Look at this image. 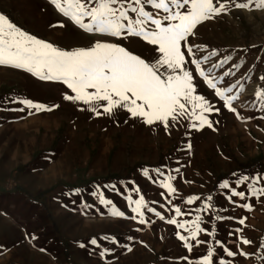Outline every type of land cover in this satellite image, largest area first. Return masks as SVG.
Segmentation results:
<instances>
[{"label": "rangeland", "instance_id": "374dc122", "mask_svg": "<svg viewBox=\"0 0 264 264\" xmlns=\"http://www.w3.org/2000/svg\"><path fill=\"white\" fill-rule=\"evenodd\" d=\"M124 3L126 8L128 4L137 6L133 0H124ZM144 8L154 18L168 23L164 20L167 13L162 9L147 3ZM0 14L23 31L63 50L87 48L102 41L122 46L146 62L159 55L154 51L156 46L142 37L127 33L120 37L88 33L56 10L49 0H0ZM129 18L135 19L136 14L129 11ZM154 27L151 23L146 25L148 30ZM188 47L192 49L191 54ZM181 51L185 55L184 68L193 72L196 89L193 95L204 96L213 107V111L204 113L211 127L207 123L200 126L188 114L175 121L169 118L165 128L159 121L148 124L141 117H132L122 108L114 109L111 114L104 113V101L88 105L65 100V95L75 94L62 82L41 80L22 69L0 65L5 71L0 72V97L8 98L7 104L0 101V220L10 223V228H0V264H58L51 255L53 242L49 245L40 242L39 247L35 245L34 235L24 238V227L30 217L23 215L22 209L27 208L22 200L28 193L48 210L39 226L47 238L55 220L61 227L71 222L80 227L84 221L96 220L99 215H112L111 209L115 206L124 213V220L131 221L133 228L137 224L142 230L149 229L151 240L163 245L169 260L160 261L161 264H199L204 256L199 246L205 243L197 246L194 240H189L194 245L189 251L177 235L187 237L189 232L167 222L175 219L177 224L185 221L191 224L199 216L205 231L197 239L207 243L209 231L215 228L218 233L212 241H220L237 253L227 257L220 248L213 264H219L221 258L231 264H264V246L260 245L264 240V195L252 196L247 188L256 177H260L256 187L264 188V100L255 95L264 90L261 79L264 76V9H256L254 3L249 9H237L229 4L226 12L197 25L187 42H181ZM213 52L216 55H211ZM226 56L230 57L226 63L213 67ZM193 60L201 61V69L217 88H232L225 95L237 97L230 105L235 111L195 72ZM229 70L233 74L224 76ZM160 72L169 74L165 68ZM19 74L30 82L20 80ZM25 98L51 110L34 109V114L48 112V115L38 117L35 124L28 122L26 128H19L12 122L23 115L10 112L20 106L15 103ZM93 106L100 115L89 110ZM186 107L190 114L192 105ZM193 123L197 127H192ZM31 170L37 173L29 174L27 180L38 183L40 191L33 186L36 191L30 192V187L20 183ZM241 176H248L249 180L237 185ZM169 177H173L168 182L176 190L172 193L162 187V182ZM224 181H228L229 188L220 187ZM233 189L245 192V198L234 196L230 202L228 197ZM100 194L112 204L100 203ZM141 197L144 223L139 222L141 215L132 211L136 206L132 202ZM190 197L198 199L188 203ZM64 198L67 199L61 206L54 204L57 208L52 215V202ZM206 204L210 205L207 209ZM244 204H249L251 210L242 207ZM73 207L81 209L79 217L67 213L64 217L70 218L69 222L68 218L57 217L66 213L62 208L70 212ZM176 208L181 210L179 215ZM241 218H245L244 225L238 223ZM238 228L242 231H234ZM240 237L252 243H239ZM57 250L55 253L64 260L62 251ZM241 250L248 255H240ZM196 252L201 258L195 259Z\"/></svg>", "mask_w": 264, "mask_h": 264}, {"label": "snow or ice", "instance_id": "6c2138e0", "mask_svg": "<svg viewBox=\"0 0 264 264\" xmlns=\"http://www.w3.org/2000/svg\"><path fill=\"white\" fill-rule=\"evenodd\" d=\"M49 2L62 15L88 33L111 37H120L122 33H127L142 37L150 45L156 46L154 51L159 55L146 62L144 58L122 46L102 41H96L87 48L63 50L23 31L0 14V65L22 69L41 80L62 82L75 94L65 95V100L82 101L88 105L104 101L106 102L103 107L104 113L111 114L114 109L122 108L132 117H141L148 124L159 121L164 124L165 128L168 127L169 118L175 121L185 114L189 115V119L198 120L200 126L207 123L211 127L204 113L213 111V107L204 96L193 95L196 90L193 85V72L184 68L186 61L181 51V42H187V38L193 34L197 25L226 12L229 4H234L237 9H249L254 3L256 9H264V0H255V2L254 0H247V2L215 0V3L214 0H133L137 6L133 7L132 4H128L127 8L124 0H49ZM144 3L167 13L164 20L168 23L164 24L161 19L154 18L149 11L145 10ZM129 11L136 14L135 19L129 18ZM86 19L88 22H85ZM148 23L154 25V29L148 30L146 28ZM58 26L63 27L64 25ZM187 51L191 54V47H188ZM211 55H216V53L213 52ZM207 59L208 57H204V60ZM229 59L230 57L226 56L220 64L213 65V67H221ZM191 63L195 64V72L204 78L208 87L215 90V94L224 101L226 106H229L231 111H235L230 105L237 97L225 95V93H230L232 88H217L216 83L201 69V61L193 60ZM161 68H165L169 74L165 76L160 72ZM232 74L229 70L224 73V76ZM261 79L264 80V76ZM89 89L94 91H89ZM255 95L258 99L264 100V90L257 91ZM138 101L140 103H137ZM18 103L23 104L24 108H18L17 111H24L25 108L35 109L37 112L51 110L27 98L19 100ZM186 105H192L190 114ZM196 109L200 110L199 113ZM89 110L96 112L97 115L101 114L94 106ZM191 126L197 127L195 123ZM156 171L159 172V169ZM144 175L147 176L148 172L145 171ZM171 179L173 177L162 182V187L166 188L169 193L176 191L168 182ZM259 179L260 177H256L252 183L247 185L249 193L257 198L264 195V188L256 187ZM248 180V176H241L237 180V185L244 184ZM220 187L229 188L228 181H224ZM234 196L244 199L245 192H237L233 189L228 197L230 202ZM196 199L198 197H190L187 202L192 203ZM208 199L212 198L208 197ZM100 203L112 204V201H106L100 194ZM132 203L136 205L132 211L140 214L139 222L144 223L143 214L140 211L144 204L143 197ZM209 206L206 204L205 209ZM242 207L251 210L249 204H244ZM149 211L154 210L149 209ZM180 211L179 208L175 209L177 215ZM111 214L117 217L124 216V213L115 206L111 209ZM156 215L160 216V213L157 212ZM132 219H135V216ZM217 219L221 218L217 217ZM167 222L176 224L178 228L189 232L187 237L177 233L178 238L185 242L184 246L189 251L194 246L188 243L189 240H194L197 246L206 243L197 239L198 234L205 231L200 226L199 216L191 224L187 221L177 224L175 219H169ZM238 223L244 225L245 218L239 219ZM234 231L241 232L242 229L238 228ZM208 235L214 236V233L209 232ZM238 242L245 245L252 243L244 237H240ZM90 243L98 246L96 239H91ZM217 244L227 257H234L237 254L222 242L217 241ZM260 245L264 246V240L260 241ZM107 251L105 249L101 252V256H104ZM239 254L248 255L242 250ZM213 257L214 249L209 248L199 264H213ZM219 264H231V261L226 262L221 258Z\"/></svg>", "mask_w": 264, "mask_h": 264}, {"label": "crops", "instance_id": "0c3cea01", "mask_svg": "<svg viewBox=\"0 0 264 264\" xmlns=\"http://www.w3.org/2000/svg\"><path fill=\"white\" fill-rule=\"evenodd\" d=\"M0 72H5L2 66H0ZM18 77H20V80L25 82L28 81L26 77H23L20 74ZM30 86H36V84L30 83ZM6 100H8L7 97H0V101H2V103L7 104L8 102L6 103ZM15 104L20 105L18 108H24L23 104L18 102ZM18 108H12L10 114L23 115V118L21 117L22 119H16L17 122H12L13 124H18L19 128H26L28 122L29 124H35L39 121L38 117L44 116V114L45 116L48 115V112H39L38 114H34V109L28 108H25L24 111H17L16 109ZM12 123H10V125H12ZM35 173H37L36 170H31L26 175V179L24 178L22 181H20L21 185L30 187V192L36 191L33 186H37L36 188L40 191V186L38 183H29L28 181L31 180H27L29 174ZM28 195L29 196H23L24 198L22 200V205L27 208L22 209L24 213L23 215L26 218L27 216L30 217L28 225L26 224L24 227V238L34 235L35 245H38L39 247L40 242H43L46 245H49L53 242V247H55L54 249H51V255L55 260H57L58 264H161L160 261L169 260L164 253L165 250L163 249V245L155 244L151 240L152 234L149 229L142 230L141 228H138L137 224L135 228H133L131 221L124 220L122 217L113 215H99L96 220L84 221L83 225L80 227L77 224H74V222L67 224L66 227H61V225L58 223V220H55L53 227L50 229L51 232L48 233L50 237L47 238L45 235H43V228H39V226H42L43 218L44 216L47 217L46 213L48 210L45 208L43 209L37 201L33 200V195L30 193H28ZM66 199L67 198L61 200L56 199L54 203L52 202V215L53 213L55 214V209L57 208L55 205L60 204L61 206L63 200ZM3 206H5V203ZM8 211H10V208H8ZM62 211L66 213L63 214V216L58 215L57 217H64V215H67V213H70L71 216L73 215L79 217L82 212L81 209L76 207H73L70 212L66 211L65 209L63 210V208ZM67 218L68 217H64V219ZM83 219L85 220L86 218ZM69 220L70 218H68L67 222H69ZM9 225L10 223L0 220V228H10ZM209 232L214 233L215 237V235L218 233V230L212 228ZM208 237V242L202 246H199V250L204 251V255H206L209 248L214 249L213 262H215L220 250V246L217 244V242L212 241L213 236L209 235ZM91 239H96L98 246L92 245L90 243ZM46 248L49 249L48 247ZM56 248H58L57 251H62L64 260H62L63 258L60 259V256H58L59 253H55L54 250H56ZM36 249L37 246L35 247V250ZM105 249L108 251L104 256H101V252H103ZM129 249L131 250L129 251ZM194 249L197 248L194 247ZM55 254L57 255V258ZM67 257H70V259H67ZM194 257L195 259L201 258L199 257L198 252L194 253Z\"/></svg>", "mask_w": 264, "mask_h": 264}]
</instances>
